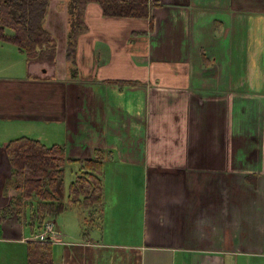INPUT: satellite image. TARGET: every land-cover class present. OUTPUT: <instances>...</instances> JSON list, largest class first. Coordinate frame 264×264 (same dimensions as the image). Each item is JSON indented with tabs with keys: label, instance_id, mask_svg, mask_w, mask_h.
I'll use <instances>...</instances> for the list:
<instances>
[{
	"label": "crops",
	"instance_id": "1",
	"mask_svg": "<svg viewBox=\"0 0 264 264\" xmlns=\"http://www.w3.org/2000/svg\"><path fill=\"white\" fill-rule=\"evenodd\" d=\"M68 2L45 18L54 63L0 41V264H37L41 244L50 264H264V0H149L147 18L90 3L74 67ZM23 138L70 160L43 224L14 179ZM99 152L96 215L69 191Z\"/></svg>",
	"mask_w": 264,
	"mask_h": 264
},
{
	"label": "trees",
	"instance_id": "2",
	"mask_svg": "<svg viewBox=\"0 0 264 264\" xmlns=\"http://www.w3.org/2000/svg\"><path fill=\"white\" fill-rule=\"evenodd\" d=\"M50 0H0V41L11 42L24 52L29 60L54 63L56 42L45 30L44 23ZM90 3L102 6L106 17L147 18L149 0H69V25L67 59L76 66V44L86 30L83 22L85 8ZM11 30L13 35H8ZM73 75H77L76 69ZM8 153L15 169V180L23 197L33 196L43 201L37 209L40 224L42 218L56 216L64 209L59 202L62 196L64 168L70 162L65 148H47L38 141L23 138L9 145ZM102 161L97 157L82 162V174L70 187V203L86 209L102 204ZM36 213V212H35ZM31 259L37 264H50L48 246L31 247Z\"/></svg>",
	"mask_w": 264,
	"mask_h": 264
},
{
	"label": "rangeland",
	"instance_id": "3",
	"mask_svg": "<svg viewBox=\"0 0 264 264\" xmlns=\"http://www.w3.org/2000/svg\"><path fill=\"white\" fill-rule=\"evenodd\" d=\"M35 62H39V61H35ZM73 178H74V174H71L70 170H68V172L66 174V192H67V194H68V186H69L70 182L73 180ZM80 206H83V205H80ZM90 209H92L91 214L98 215L101 212V209L99 208V206L92 207ZM35 211H37V209H35Z\"/></svg>",
	"mask_w": 264,
	"mask_h": 264
},
{
	"label": "built area",
	"instance_id": "4",
	"mask_svg": "<svg viewBox=\"0 0 264 264\" xmlns=\"http://www.w3.org/2000/svg\"><path fill=\"white\" fill-rule=\"evenodd\" d=\"M51 230H52V227H48V228L46 229L47 233H48L49 231H51Z\"/></svg>",
	"mask_w": 264,
	"mask_h": 264
}]
</instances>
